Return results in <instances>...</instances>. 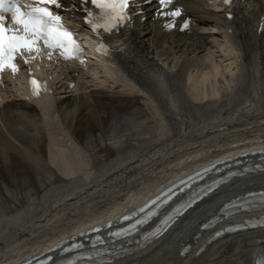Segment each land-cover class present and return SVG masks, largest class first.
<instances>
[{"label": "bare ground", "instance_id": "bare-ground-1", "mask_svg": "<svg viewBox=\"0 0 264 264\" xmlns=\"http://www.w3.org/2000/svg\"><path fill=\"white\" fill-rule=\"evenodd\" d=\"M186 2L195 4L189 11L197 27L211 26L216 31L211 37L198 33L197 28L189 36L160 35L156 24L148 22V35L142 39L136 33L131 40L136 62L135 73L126 78L130 84L118 85L115 90H90L79 84L74 91L63 92V101L59 98L56 104L49 97H43L32 106L19 100L0 108V170L3 172L0 175V247L5 245L0 252L9 255L8 262L0 261V264H22L72 236L118 221L134 202L135 206H142L192 172L228 157L264 149V40L253 34L248 17L243 16L233 34L228 35L224 31L225 19L207 7L206 1ZM218 38L230 44V57L234 60L236 75L230 89L221 86L224 72L216 61ZM207 51L216 57L211 59L203 54ZM151 55L154 59H150ZM51 108H55L79 151L55 149L54 136L59 127L50 115ZM41 117L45 127L39 126ZM200 142L202 148L213 147L214 142L229 144L199 162H188L167 181L168 177L162 178L165 182H152L153 176L151 182L147 181L149 187H143L146 191H139L143 195L137 201L132 197L128 203L121 199L120 203L116 200L113 204L105 198L111 207L102 210L99 207L105 201L92 199L89 202L92 213L81 206L79 214H75L77 217H69L70 221L63 226L57 224L58 218L54 220L60 214L59 208L64 213L70 210L69 201L75 205L88 197L107 194V190L119 188L126 181L127 186L121 191L124 193L132 184L133 179H129L141 174L145 162V165L158 164L157 156L174 161L187 145ZM248 158L249 164L260 163V156ZM87 160L88 170L84 169ZM247 186L244 193L264 189V182ZM149 188L152 189L148 191ZM230 193L218 195L217 203H211L213 197L204 204L201 213L191 218L193 212L184 218L170 233L152 241L142 255L115 264H249L250 259L254 261L258 248L255 244L264 240V227L225 233L214 239L216 232L228 225L264 224V202L251 205L249 210L229 219H216L227 202L244 195ZM93 208L101 210L97 213ZM54 212H58L56 216L51 215ZM212 218L214 222L202 229ZM185 219L190 222L176 231ZM36 235L43 239L49 237L34 242ZM164 241L165 248L161 246ZM22 245L24 250L18 252ZM10 247L18 254L10 256L12 251L2 252Z\"/></svg>", "mask_w": 264, "mask_h": 264}, {"label": "snow or ice", "instance_id": "snow-or-ice-1", "mask_svg": "<svg viewBox=\"0 0 264 264\" xmlns=\"http://www.w3.org/2000/svg\"><path fill=\"white\" fill-rule=\"evenodd\" d=\"M91 3L100 10V16L89 21L93 31L100 27L109 31L128 19L126 9L129 0H91ZM160 3L167 6L172 0H160ZM225 3H230V0H225ZM51 6L60 8L61 3L59 0H35V4L29 5L21 0H0V71L7 67L16 72L15 56L22 49L32 51L40 40L51 49L59 48L66 59L79 58L82 50L72 33L63 28L61 16L53 14ZM6 15L11 16L13 27L7 26ZM167 15L175 18L181 15V11L177 9ZM165 26L171 28L174 24ZM183 28H188L187 22ZM31 84L33 95H38L40 86L37 81L32 80Z\"/></svg>", "mask_w": 264, "mask_h": 264}, {"label": "rangeland", "instance_id": "rangeland-1", "mask_svg": "<svg viewBox=\"0 0 264 264\" xmlns=\"http://www.w3.org/2000/svg\"><path fill=\"white\" fill-rule=\"evenodd\" d=\"M217 44H219V48H218V51H219V54H216V56H218L217 57V59H216V61H218V63L221 65L220 67L223 69V72H224V77H222V80H223V83L221 84V86H224L226 89H230V85L232 84V79H234L235 78V75H236V70H235V65L233 64V62H234V60H229V58H231L230 56H231V51H230V49L228 48V43L226 42V41H222V39H220L219 41H218V43ZM208 56H209V58H211L212 59V57H214L215 55H213V54H208V53H206ZM215 56V57H216ZM225 59H228L227 61L225 60ZM225 61V62H224ZM113 84H111V86H112ZM119 84H117L116 85V87L118 86ZM124 86V85H123ZM116 87H111L112 89H116ZM110 88V87H109ZM16 102H18L19 100H15ZM43 106H45V105H43ZM50 115H51V117H53L54 118V120H56V121H58V125H57V127H59L58 128V130H57V132H56V134H55V136H54V138H55V149H59V148H61V149H65V150H67V151H69V149H71V150H78L79 151V146L77 145V143L76 142H74V140H73V138L71 137V135H70V133L67 131V130H65L64 129V127H63V125H62V123H61V121H60V119L58 118V115L55 113V108H51V112H50ZM42 118V122L44 121V117H41ZM59 123H60V125H59ZM39 126H41V125H39ZM60 126H61V128H60ZM44 127H45V125H44ZM60 129H61V131H60ZM64 129V130H63ZM59 132V133H58ZM48 134V133H47ZM56 136H57V138L61 141V140H63L62 142H64V140H65V142H66V144L67 145H62V144H60V142H58L59 140H57V138H56ZM231 136H233L234 137V135H231ZM230 141V140H229ZM218 143V144H217ZM219 143H220V145H219ZM222 143V144H221ZM230 143H232V141H230ZM194 144V145H193ZM216 145V146H214V145ZM227 144H229V142H225L224 144H223V142H214V143H212L211 145L213 146V147H203L204 148V150H203V148L201 147L202 146V143L200 142V143H192V144H190V145H187V147H185V151H183V152H181L182 153V155H180L181 157H183L184 155V157L181 159L180 158V156L177 158V159H175L174 161H173V159H172V161H169L167 158L164 160V159H162L163 157H161V158H159L160 156H157L156 158H155V162H157L158 164H155V163H152L151 165H145L147 162H145L144 163V165H143V167H142V170L140 171V173L141 174H138V176H137V178H136V176H134V175H132V177L129 179V180H131L132 181V179H133V181L131 182L132 184H131V186H129V189H128V191L126 190L124 193L123 192H121L122 191V188H125L126 186H127V182L125 181V182H123L121 185H120V187L119 188H112V189H110V190H107V194H102V193H100L98 196L97 195H94V196H97V197H95V198H93L94 196H92L91 198L90 197H88V198H86V199H84L81 203H78V204H75V205H72L71 204V202L72 201H69L67 204H68V207H71L70 208V210H67L66 211V213H64V211H61L62 210V208L60 209L59 208V210H60V214H57L58 212H54L53 214H51L52 216H56V214H57V216L54 218V220H57V218H58V220H57V224H59V225H61V226H63L64 225V223H67L68 221H70V218L69 217H72V216H76V215H78L79 214V212H80V209H79V207H81L83 210H84V208L85 207H87V208H85V209H87V210H89V208L90 207H92L91 205H92V203H89V202H91L90 200H92L93 199V201L95 200L96 202H98V200L99 201H105V202H103V204H104V206H105V204H107L105 207L104 206H102V207H99V208H101L102 210H107V207L109 208V207H111L110 205H108V204H110V203H112L113 202V204H116L117 203V201L116 200H118V203H120L121 202V199L122 200H124L123 202H130V200L132 199V197H133V199H135L136 201L138 200V197H141L142 195H143V193H140V192H145L146 190H144V188L146 189V187H149V182H151V179L153 178V176H154V178L152 179V182H153V180L154 181H160V180H162V178L164 179H166V177H168L165 181H167L170 177H172L173 176V174L175 173V172H177V170H179V169H181V167H183V166H186V164H188V162H189V164H191V163H195V162H199V161H201V159L202 158H205V157H207L208 155H212L214 152H216L217 150H221V149H224L223 148V145H227ZM197 146V149H195V147ZM222 145V146H221ZM190 146V147H189ZM198 146H200V147H198ZM190 149H189V148ZM195 149V151H194V149ZM192 148V149H191ZM191 150H192V154H191ZM184 152H186V153H184ZM190 152V153H189ZM190 154V155H189ZM187 156V157H186ZM87 159V158H86ZM169 159H171L170 157H169ZM158 160V161H157ZM191 160V161H190ZM169 161V162H168ZM166 162V163H165ZM170 162H171V164H170ZM163 163V164H162ZM169 164V165H168ZM88 165V160L86 161V163H85V166H84V169H86V170H88L90 167H88L87 166ZM154 165H156L155 167H154ZM159 167H158V166ZM154 167V168H153ZM160 167H162V168H160ZM164 167V168H163ZM152 169V170H151ZM156 169V170H155ZM143 170H145V171H143ZM148 170V171H147ZM158 170H160L159 172H158ZM153 171V173H151ZM86 172V171H85ZM145 172H147V174L145 173ZM150 172V173H149ZM157 172V173H156ZM88 173H89V171H88ZM87 173V174H88ZM3 174V172H2V170H0V175H2ZM86 174V173H85ZM154 174V175H153ZM141 175V176H140ZM145 175H147V176H145ZM152 175V176H151ZM168 175V176H167ZM170 175H172V176H170ZM147 177V178H145V177ZM170 176V177H169ZM145 180H144V179ZM149 178V179H148ZM161 178V179H160ZM142 179H143V183H142ZM155 179H157V180H155ZM135 180V181H134ZM137 180V181H136ZM164 180H162V182H165ZM147 181H149V182H147ZM257 181H260L259 179H257ZM130 182V181H129ZM135 182V183H134ZM140 182V183H139ZM147 182V183H146ZM133 183H134V185H133ZM136 183H137V185H136ZM161 183V182H160ZM144 187V188H143ZM136 188V189H135ZM138 188V189H137ZM140 188H143V189H140ZM134 189V190H133ZM140 189V190H139ZM150 189H152V188H149V189H147L148 191L150 190ZM234 189H237L236 187L235 188H231L230 190L232 191V190H234ZM143 190V191H142ZM135 193H134V192ZM140 191V192H139ZM156 191H158V190H156ZM231 191H228L227 190V192L225 193V194H223V196H225L226 194H229ZM103 192V191H102ZM127 193V194H126ZM232 193V192H231ZM230 193V194H231ZM84 196V195H83ZM124 196V197H123ZM219 196H221V197H223L222 195H219ZM219 196L217 195L216 197L217 198H219ZM102 197V198H101ZM115 197V198H114ZM216 197H214V200H212L211 201V203H217L216 201H217V199H216ZM220 197V198H221ZM100 198V199H99ZM105 198H107V200L109 199L110 200V203H107L106 202V199ZM117 198V199H116ZM114 199V200H113ZM119 199H120V201H119ZM126 199V200H125ZM140 200H142L141 198H140ZM115 201V202H114ZM102 204V205H103ZM210 204V203H209ZM208 204V205H209ZM88 205H90V206H88ZM138 205V204H137ZM84 206V207H83ZM96 208V207H95ZM95 208H93V209H95ZM99 208H97V209H95L94 211L95 212H97V213H99L100 212V210L101 209H99ZM81 209V210H82ZM76 210V213H74V211ZM96 210H98V211H96ZM90 211V210H89ZM203 211V209H201V210H198L197 212L198 213H195V214H193V216H191V218H193L194 216H196V214H199V213H201ZM91 213H92V211H90ZM94 212V213H95ZM76 214V215H75ZM60 216H62V217H60ZM60 217V218H59ZM77 217V216H76ZM185 221V222H184ZM181 224H179L178 225V228H176V231L177 230H179V231H181L184 227H185V225L188 223V222H190V219L188 220V219H185ZM175 231V232H176ZM174 232V231H173ZM173 233H171L170 235H172ZM41 236H33V238H37V239H33L32 241H34V242H37V240H38V238H40ZM49 237V236H48ZM47 237V238H48ZM51 237V236H50ZM47 238H45L44 237V239L43 238H40L41 240H46ZM39 239V240H40ZM40 240V241H41ZM39 243V242H38ZM18 244V243H17ZM16 243H14V245H17ZM164 245L166 244V242L164 241V243H163ZM161 245V246H164V245ZM13 245V246H14ZM25 245V244H24ZM24 245H22L21 247H20V249H19V251L18 252H21V251H23L24 250V248H25V246ZM5 247V245H2L1 247H0V249H3ZM160 249H161V247H159ZM163 248H165V246L163 247ZM13 249L10 247V248H6L5 250H3L2 252H4V251H6V252H8V251H12ZM218 250V249H217ZM15 253H17V251H12V253L10 254V256L12 255V254H14V255H17V254H15ZM13 255V256H14ZM147 255H149V253L147 254ZM146 257V256H145ZM9 258V255L7 256V255H5V253H2L1 254V252H0V261H6L7 259ZM6 262H8V261H6ZM136 262H133V264H135Z\"/></svg>", "mask_w": 264, "mask_h": 264}]
</instances>
